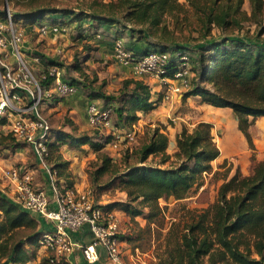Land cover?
Segmentation results:
<instances>
[{"label": "trees", "instance_id": "16d2710c", "mask_svg": "<svg viewBox=\"0 0 264 264\" xmlns=\"http://www.w3.org/2000/svg\"><path fill=\"white\" fill-rule=\"evenodd\" d=\"M108 1L97 4L96 8L92 5L87 9L37 6L9 13L13 23L23 19L24 23L37 26L38 33V28L44 24L63 26L68 17L66 22H76L77 27L87 23L83 32L92 30L81 32L79 38L82 39L91 34L124 39L125 34L128 39H124V47L137 57L154 51L169 54L163 77H172L181 64L187 62L192 76L182 99L198 96L203 104L230 108L238 129L253 149L248 129L255 118L264 117V0ZM245 2L249 4V11L243 9ZM6 14L7 11L0 12V21L5 20ZM168 19L175 26L180 25L176 31L183 33L185 25L193 28L190 32L197 35L175 37V32L168 29ZM246 20L256 24L255 33H234ZM214 30L218 32L213 33ZM138 41L144 45L138 47L135 43ZM86 50L85 55H75L66 66L78 77L63 81L97 106V101H101L99 111L110 108L115 127L130 128L138 121V112L148 113L157 108L160 98L152 99L151 87L142 79L128 77L117 89L106 91V81L87 71L86 62L91 54ZM182 56H186V60H181ZM41 57L43 59H38L44 70L37 84L48 93L55 80L50 69L59 63L44 55ZM59 98L53 102L58 103L64 96ZM41 105L38 106L40 111ZM5 125L6 120L1 117L0 128ZM212 126L210 122L199 121L191 130L183 127L176 136V150L172 155L166 153L168 136L164 128L157 126L134 151L135 162L128 163L120 172L104 151L112 139L111 134L95 129L98 132L87 130L73 135L51 129L48 163L57 171V181L62 180L66 188L71 187L68 161L62 160L59 146L89 145L96 154L92 185L107 189L116 184L126 195L124 200L101 207L121 210L132 221L142 217L147 222L162 216L160 199H184L194 187H200L203 173H211L221 181L215 200L203 209H187L177 222L171 223L166 237L169 250L166 248V257L159 258L157 264H264V159L257 160L252 154L247 175L226 161L213 170L211 163L220 155V150ZM26 146L9 130H0V150L12 154ZM157 156L160 159L153 164L152 159ZM169 160L171 164L163 166ZM105 173L112 175L110 180L101 186L95 185ZM23 229L29 230L21 234ZM44 232L37 214L22 209L0 193V264H27L35 260L38 241ZM124 239L131 242L130 235ZM41 258L38 264H46V256Z\"/></svg>", "mask_w": 264, "mask_h": 264}, {"label": "rangeland", "instance_id": "374dc122", "mask_svg": "<svg viewBox=\"0 0 264 264\" xmlns=\"http://www.w3.org/2000/svg\"><path fill=\"white\" fill-rule=\"evenodd\" d=\"M179 1L184 2L185 0ZM108 2V0H9V2L8 0H0V12H24L29 8L37 6L87 9L89 5H92L93 8H96L100 4ZM243 9L249 11L248 2H245ZM67 18L68 17H65L66 21ZM44 20L49 22L47 18H45ZM60 20L61 23L64 22L62 19ZM66 21L62 24L65 28L64 31L54 34L53 36L50 34L47 35L48 38H51L52 41L45 39L46 36H42L41 34H39L36 30L37 26L35 27V29L28 31L26 28V25L28 24L24 23L23 19H19L17 23L12 22L13 30H15L14 32H22L23 35L22 39L17 44H14L12 42V31L10 30V27L5 24L2 19L0 21V37L6 43V48L0 49V87L4 86L8 92H16L17 95L20 96V103L16 105V108H21L30 104L32 105L35 102H38V106L39 104H42L40 111L41 115H43V117L47 119L51 129L59 130L60 128L64 127L65 124L71 126L70 122H72V116L70 117V115H68V112L66 111L58 112L57 109L53 108L57 106V102L53 101L60 99L59 97L61 96H59L54 87H52L51 91H49L48 93L44 92L41 88L38 89L37 81L42 76L44 67L42 63L36 61V59H43L41 56L44 55L49 59L56 60L59 63L57 64V69L60 72V78L62 80H69V78H76L78 76L77 73L68 71L66 66L68 67L75 55H85L88 51L86 49H89L91 58L88 60L89 63L87 65V71L90 73H95L99 79L103 78L106 81L107 85L105 89L108 92H110L112 89L118 88L121 84V81L123 80L120 79L121 77L119 76H126V73L128 72V69L123 67L124 65L114 59L112 48V42L114 41V39L112 37H106L105 34H101L100 41H96L93 43H87L85 41V43L84 40H93V38L96 36H93L91 34L86 39H82L83 41H79L78 44L76 39H79V34L83 32V28L88 27V24L81 23V26L77 27L76 22L70 23ZM167 24L168 29L173 30L175 32V37L177 38L188 37L189 34H192V36L197 35V33L190 32L191 30H193V28L186 27L185 25L182 27L183 33L176 31V29L180 28V25L178 24L177 26H175L170 19H168ZM255 31L256 24L252 21L246 20L242 23V28L240 30L235 29L234 33L239 32V34H244L247 32L249 35H253ZM217 32V30L213 31V33ZM229 32L231 31L229 30ZM123 37L127 41V35L124 34ZM135 43H137L136 45L138 47H142L144 45L142 41H138ZM84 44H87L86 47ZM16 49L17 51H19V54L16 52ZM134 74L137 76H143L136 73ZM110 75H113V77L110 78ZM148 76L157 80L156 86H161V88L158 87L159 93L157 94L159 95L156 96V99L160 98L157 105L159 109L155 113H153V116L162 115L165 116V120L160 123L159 121L157 122L154 119L150 120V122L148 121L146 125H142V127H140L141 129L140 133L138 134L137 140L134 143L130 144L123 141L117 147H112L110 145V142L106 145L107 148L104 151L112 158L114 162L113 164H115L114 166H116V170H118L119 172L123 170L128 163L133 164L135 162L134 151L136 150V148H138L142 141L146 140L148 134L155 127L158 126L161 129L163 127V131H165L166 134L167 132L173 133V128L177 123L176 121L178 120L176 119L177 117L184 118L186 122L188 121L190 123H195L197 120H200V118H206L210 120L209 122L211 124H214V120H211L213 119V113L212 110H210L211 107L206 105L204 106V108H207V111H203V109H200L199 107V105L201 104L200 101L196 100L194 102H182V94L185 90L188 89H185L184 87L182 89H179L178 91H168L166 90V86L164 85V83L158 77H155L153 75ZM190 79L191 77L188 78V81H190ZM53 91H56V93H54ZM98 104L101 105V101H99ZM13 105L15 106V104ZM80 110L82 109L80 108ZM76 116L77 115H74L73 117ZM90 130L97 131L95 129ZM99 132L110 134V130H101ZM72 134L77 135L79 134V132L76 131ZM213 136L217 143L219 137L218 128H215V130L213 131ZM86 148L87 149L79 151L78 153L79 155H83L84 157H90H88V159H85V163L82 164L81 167H79V172L77 173V182L83 183L85 184V186L87 185L89 188H91L92 191H94V198L96 199V201H98V198L101 201L124 200L126 198V195L116 184L107 189H99L98 187L92 185L91 173L94 170L96 154L93 151L87 152L92 150L89 145ZM22 153L24 157L26 156V162L29 168H37L38 163H36L37 161L34 155L28 149L23 150ZM8 155H10V153H8L7 151L0 150V157H7ZM159 159V156L153 158L152 163H157ZM171 162L172 161L169 160L163 166L169 165L171 164ZM111 176L112 175L110 173H105L103 176L99 177L95 185L101 186L105 183L106 180H110ZM200 181L202 182L200 187H194L184 199L175 200L172 197L167 200L160 199L159 206L162 209V216L155 221L147 222L142 217H136L135 220L132 221V219L130 220V218L125 219V217L121 218V215L118 216L119 238L121 240L122 251H124L123 246H130L131 251L137 249L138 253L140 254L141 258L145 260L146 264H157L159 258H165V250L168 249L166 247V237L171 223L175 221L177 222L178 218L183 216L187 209L206 208L216 198L217 188L221 181L218 180V178L212 177L211 173H203ZM62 184H64L63 181ZM71 187L74 186L72 185ZM0 188L2 190H5V192L9 191L7 184L1 179ZM38 217L39 219L43 218L39 215ZM28 230L29 229H23L20 233L23 234ZM129 235L131 236V242L127 243L124 238ZM41 250L42 249L38 247L37 258L35 259L36 261L29 262L27 264H38L39 260L43 259L41 257L44 256Z\"/></svg>", "mask_w": 264, "mask_h": 264}, {"label": "built area", "instance_id": "2783aa9c", "mask_svg": "<svg viewBox=\"0 0 264 264\" xmlns=\"http://www.w3.org/2000/svg\"><path fill=\"white\" fill-rule=\"evenodd\" d=\"M4 22L12 31V42L14 44L20 42L23 37L22 32H14L9 12ZM64 29L61 25L44 24L38 28V31L42 36H47L50 33L57 34ZM96 38L99 39L100 36L96 35ZM5 48L6 43L0 37V49ZM112 48L116 61L130 67L138 75L158 77L166 86V90L178 91L184 87L189 88L188 78L192 73L187 62L182 63L172 77H163L169 62L167 52L154 51L143 57H137L124 47V40L121 38L112 42ZM16 52L19 51L16 49ZM181 60H186V56H182ZM49 73L55 77L53 87L59 95L66 96L76 91L73 86L60 78L57 67H52ZM37 87L39 89L38 84ZM0 89V118H5L8 130L17 140L30 147L37 163L47 174L53 191V198H50L44 190L38 189L34 184L32 171L22 164L0 166V179L9 189L8 192L1 189L2 194L8 196L22 209L43 217L52 225V228L45 231L38 241L39 247L45 252L46 264H64L68 255L76 249L82 252L88 262L93 263L98 259V247L104 249L111 264H125L119 238V221L112 211L102 208L97 203L89 187L78 189L66 188L63 184L58 185L57 171L48 163L51 127L47 119L41 115L38 102L16 108L20 103V96L16 92H8L4 86ZM87 123L91 129L110 130L112 147L119 146L123 141L134 143L140 133L137 124H133L130 128L115 127L111 118V109L99 111L97 104L93 102L87 105ZM83 225H87L92 234L91 242L86 245L77 244L70 238V232L78 230ZM131 254L135 264H146L137 249Z\"/></svg>", "mask_w": 264, "mask_h": 264}, {"label": "crops", "instance_id": "0c3cea01", "mask_svg": "<svg viewBox=\"0 0 264 264\" xmlns=\"http://www.w3.org/2000/svg\"><path fill=\"white\" fill-rule=\"evenodd\" d=\"M26 28L28 31H31L35 29V26L28 25L26 26ZM85 32H91V30H88V29L84 30L82 34H85ZM50 35L53 36L54 34L50 33ZM95 37L93 38V40H84V42L86 41L87 43H93L96 41H100V38L98 39ZM45 39L52 41L51 38L50 39L48 38V36H46ZM81 40L82 38L76 39L78 44H79V41ZM88 63L89 62L87 61L86 65H88ZM123 67L128 69V72L126 73V76H119L121 77L120 79L132 77V78L144 80L151 87L152 99L156 100V96L159 95L157 94L159 93L158 92L159 86L158 85L156 86L157 80L148 75L137 76L134 74L133 70L130 67L128 66H123ZM109 77L112 78L113 75H110ZM159 88H161V86ZM115 89H112V90H115ZM196 100L200 101L198 96H191V97L186 98L185 100L182 99V102L184 103L194 102ZM89 103L91 102L86 97H84L82 93L77 89L74 93L64 96V99L59 101L57 103V106L53 108L57 109L58 112H65V111L68 112V115H70V117L72 116L71 117L72 122H70L71 126H68V124H65L64 127L60 128V130H63L71 134L76 131L80 133L83 131L90 130L91 128L89 127L87 123V105ZM204 106H206V104L201 103L199 105L200 109H203V111H207V108H204ZM209 107H211L210 110H212V113H213L212 115L213 119L211 120H214L213 122L214 124H212L213 125L212 134L215 128L219 129V137H218L217 146L220 150V155L211 163L212 169L216 170L221 163L226 161L228 165L231 164L233 168H238L243 175H247L250 171L252 154L255 156L257 160L264 159V117L255 118L248 129L252 137V143H253V149H251L249 147V144L245 136L238 129L237 120L235 118L233 111L230 108H216L212 106H209ZM80 108L82 110H80ZM158 109L159 107L157 106L156 109L148 113L138 112L139 119L135 124L139 125V128H140L142 127V125H146L148 121L150 122V120H154V119L155 121L157 122L159 121L160 123H162L165 120L164 119L165 116H162V115L153 116L154 115L153 113H155ZM74 115H77V116L73 117ZM176 119L178 120L176 121L177 123L173 128V133L167 132L168 146L166 148V153L169 155H172L175 152L176 136L183 127H186L188 130H191L194 127V125L199 121H206V122L210 121L209 119H206V118L204 119L200 118V120H197L195 123H190L188 121L186 122L184 118L177 117ZM249 119H252V117H249ZM0 130L7 131L8 130L7 124L3 126L2 128H0ZM86 147H88L87 144L81 145L80 147H75V148H70L67 144L59 146V152L62 156V160L68 161L67 171L69 173V180L72 182V185L78 189H83L84 187L85 188L88 187L87 185L85 186V184L83 183L77 182V175H78L77 173L79 172V167H81V165L85 163V159H88V157H90V156L84 157L83 155L78 154L79 151L87 149ZM106 148L107 146H105V149ZM25 149H28L32 153L29 146L22 147L18 149L16 152L8 155L7 157H0V166H11L12 164H22L26 166L33 173L35 186L38 189L44 190L50 198H53V191L49 185L47 174L45 173V171L41 168L39 164H37V168L35 167L29 168L26 162V156L24 157L22 153V151ZM91 151L92 150L87 151V152H91ZM58 183L59 184L61 183L60 185H62V180H59ZM0 193L2 194L1 188H0ZM97 200H98L97 202L100 205H106L107 203L114 201V200H106V201L102 200L101 201L99 200V198ZM111 211L116 217L121 215V218L122 217H125V219L129 218L121 210L114 209ZM40 220L42 222V228L44 231H48L52 228V225L47 220L43 218H40ZM70 238L73 242L77 244L86 245L91 242L92 234L88 226L83 225L78 230L70 232ZM123 250H124L123 256H124L125 264H135V261L132 258V254H131L132 253L131 247L123 246ZM41 251L43 255H45L44 250L42 249ZM97 251H98V259L93 263L88 262L84 258L82 252L78 249L70 253L66 261H64L63 263L64 264H111L110 261L107 259L105 251L102 247H98ZM34 261L36 260H33L31 262H34Z\"/></svg>", "mask_w": 264, "mask_h": 264}]
</instances>
